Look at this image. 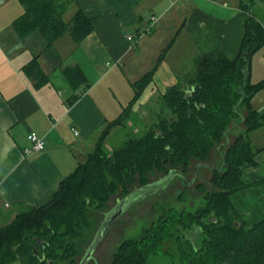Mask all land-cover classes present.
<instances>
[{
    "label": "trees",
    "instance_id": "trees-1",
    "mask_svg": "<svg viewBox=\"0 0 264 264\" xmlns=\"http://www.w3.org/2000/svg\"><path fill=\"white\" fill-rule=\"evenodd\" d=\"M75 1L18 0L23 12L14 20L13 28L21 37L38 30L48 43L69 32L80 42L94 27L82 9L70 22L64 19ZM240 10L245 31L238 56L231 59L218 46L199 54L192 72L160 99L157 120L141 135H131L112 151L106 150L111 129L130 118L133 104L153 80L156 67L146 73L134 84L135 94L128 106L106 124L93 151L61 182L51 199L20 212L0 228V264H62L72 260L78 254L79 240L85 238L92 207L105 208L119 187L124 199L130 194L127 186L136 178L141 187L149 185L155 169L167 176L178 167L185 174L192 159L207 165L205 161L216 144L225 149L221 154L223 166L211 168V183L218 192L206 195V206L193 213L164 212L141 239L122 240L112 253L111 264H149L150 257L163 253L164 244L174 235L178 259L172 264H264V218L240 225V214L231 200L233 193L245 188L243 166L257 165V155L264 149H254L249 137L264 128V109L256 110L252 105L254 96L264 88V79L252 83L250 77L251 59L264 49V26L253 13V0H240ZM24 71L38 82L44 79L35 59L24 66ZM66 73L74 84L89 86L79 67H67ZM76 99L74 96L71 102ZM241 107L246 115L240 112ZM237 119L243 121L245 130L231 142L229 133ZM221 220L226 224H220ZM194 229L199 231L198 245L187 235Z\"/></svg>",
    "mask_w": 264,
    "mask_h": 264
},
{
    "label": "crops",
    "instance_id": "crops-1",
    "mask_svg": "<svg viewBox=\"0 0 264 264\" xmlns=\"http://www.w3.org/2000/svg\"><path fill=\"white\" fill-rule=\"evenodd\" d=\"M8 2L0 0L6 7L0 12V228L20 212L51 199L61 182L93 151L106 124L128 106L135 94L134 84L146 73L156 67L153 80L133 104L130 118L111 129L106 150L115 148H107L111 137H120V146L157 120L159 111L153 109L159 110L167 90L192 72L199 54L218 46L229 58H236L245 31L240 0H76L64 19L70 22L82 9L92 19L93 31L80 42L67 32L48 43L38 30L25 37L16 33L13 23L23 7L19 3L8 8ZM152 17L157 21L151 33L141 38L132 35L146 30ZM128 35L134 36L132 41ZM173 52L178 57L172 55L171 60ZM181 53L192 63L188 72L179 68L184 63ZM34 59L43 73L40 82L24 71ZM258 62L264 71L260 64L264 63V51ZM67 67H79L89 86L74 84ZM263 75L253 82L257 76L251 70V82H260ZM74 96L77 99L71 102ZM255 98L252 105L258 110ZM143 109H152L153 116ZM244 130L243 121L236 122L230 141ZM30 132L44 139L43 150H30ZM259 134L264 139V128L249 134L254 149L264 148ZM262 156L264 149L257 155V165L243 166L242 180L250 188L232 195L249 224L264 218ZM247 192L255 196L252 203L244 200Z\"/></svg>",
    "mask_w": 264,
    "mask_h": 264
},
{
    "label": "rangeland",
    "instance_id": "rangeland-1",
    "mask_svg": "<svg viewBox=\"0 0 264 264\" xmlns=\"http://www.w3.org/2000/svg\"><path fill=\"white\" fill-rule=\"evenodd\" d=\"M19 5L20 4L17 0H9L7 4L8 8H16V6L18 7ZM2 6L5 7V5H0V12L4 9V7ZM253 13L264 26V1L253 0ZM144 32L145 29L139 31V36L137 37L141 38L142 36L148 35V33ZM132 35H137V33L134 32ZM263 51L264 49H262L260 53L254 54L251 59V70L253 71L254 77L257 76L256 78H253V82L259 80V78H262V74H264V71L261 70L258 62V59ZM183 54L181 53L180 57H183V60L181 61H184V63L182 65H179V68H182L183 72H188L191 70L192 63L187 57L183 56ZM172 55L173 58L178 57V55L174 54L173 52L170 55L171 60H173ZM260 64L264 65V63L262 62H260ZM255 96V107L258 108V110H261L259 108H263L264 106V88ZM240 109L241 113L246 112L244 107H241ZM150 110L152 109H143V111H148V115L153 116V113H150ZM153 111L159 110L153 109ZM234 122H240V119H237ZM258 137L259 142H264V139L261 138V134H259ZM121 140L120 137L116 140L111 137L110 143L107 140V148H111L112 146L116 148ZM223 141L225 142V140ZM219 147L220 145L216 144L211 152L212 158H209L208 161H205V164H208L209 166L200 165L202 164V162L192 159L190 164L188 165L187 171L184 174L185 176H180L183 175L180 174L182 167H178L177 170L174 171L175 176H173L172 179L165 180L163 183L156 185L157 187L151 186L149 188L141 189V183L139 179L136 178L134 181L135 183L129 184L127 186L128 193L133 192L134 194L126 199L124 206H122L121 208L120 214L111 223V220L108 219L109 215H112V213H114L112 212L113 208L118 206L125 196L120 187L115 193L111 195L105 208L98 209L92 207L89 211L90 224L89 227L85 230V238L82 239L83 241L79 240L81 243L78 254L75 255L72 260H67L62 264H79L80 259L85 252V249L89 246L94 236V233L99 230V228L105 221L108 223L109 220L110 225H108L109 227L103 239L96 247L93 253V259L89 260L87 264H111L113 257L112 253L116 250L122 240L141 239L145 235L144 231L147 228H150L152 225L157 224L158 219L164 214V212L167 213L169 209H173L174 211H189L193 213L198 209L205 207L207 203L206 195L209 193L213 194V192L215 191L218 192V189L211 183V179L213 176L211 168L213 166H215L216 168H221L223 166V159L221 154L225 149H219ZM261 159L264 160V156H262ZM167 169L172 170L171 167H168ZM166 177V172L155 169L150 174L149 184L157 183L165 179ZM262 182L264 181L262 180ZM243 184L245 185V188L233 194L244 193L248 188H250V186H248V184H246L244 180ZM252 196L255 197L252 193L250 194L249 192H247L244 196V200L248 199V203H252ZM234 207L238 210L235 204ZM238 212L240 214V225H243L244 223L251 225L246 221L243 214L239 210ZM216 216L219 217L220 215L218 216L217 214ZM223 220H221V222L219 223L226 224ZM198 232L199 231L197 229H194L190 233H187V235H189L188 237H191L192 242L195 245L199 244L197 238ZM175 238L176 237L174 235V238L169 239L164 244L163 253L151 256L149 264L174 263L175 260L178 259V250L176 247L177 245L175 242ZM164 251H167L168 253L166 254Z\"/></svg>",
    "mask_w": 264,
    "mask_h": 264
},
{
    "label": "water",
    "instance_id": "water-1",
    "mask_svg": "<svg viewBox=\"0 0 264 264\" xmlns=\"http://www.w3.org/2000/svg\"><path fill=\"white\" fill-rule=\"evenodd\" d=\"M173 176H175V172H174V171H171V172L169 173L168 177H166L165 179H163V180H161V181H159V182H157V183H153V184L146 185L145 187H142L141 189L149 188V187H151V186H152V187H157L156 185H159L160 183H163L165 180L172 179ZM180 176L183 177V175H180ZM141 189H140V190H141ZM140 190H138V191H140ZM136 192H137V191H136ZM136 192H135V193H136ZM132 194H134V193L131 192L127 197H125V198L121 201V203L116 207L117 210H115L114 213H112V215H111V214L109 215V218H108V219L111 220L110 223L113 222V221L117 218V216H118V215L120 214V212H121V208H122V206H124V204H125L126 199L129 198ZM116 212H117V213H116ZM115 213H116V214H115ZM114 214H115V215H114ZM109 220H108V223L105 221V222L102 224V226L100 227L99 232H98V235L96 236L95 241H93V242L90 244L89 248L87 249V252H86L85 257H84V259L82 260V262H81L80 264H87L88 261H89V259L92 257V254H93L94 250L96 249V247L98 246V244L100 243V241L103 239L104 234L106 233V231H107V229H108V227H109L108 225H110Z\"/></svg>",
    "mask_w": 264,
    "mask_h": 264
},
{
    "label": "built area",
    "instance_id": "built-area-1",
    "mask_svg": "<svg viewBox=\"0 0 264 264\" xmlns=\"http://www.w3.org/2000/svg\"><path fill=\"white\" fill-rule=\"evenodd\" d=\"M151 21H152V24L150 26L147 27V29L145 30L144 33H151L152 31V27L154 25V23L157 21V19L155 17H152L151 18ZM139 36V34L136 35V37ZM134 38V36L132 35H128L127 36V39L129 41H132ZM75 134L78 135L79 132L74 130ZM28 140L30 141L31 143V149L30 150H34V151H41L44 149L45 147V141L42 137H40L36 132H30L28 134ZM29 149L26 150V152H28Z\"/></svg>",
    "mask_w": 264,
    "mask_h": 264
},
{
    "label": "bare ground",
    "instance_id": "bare-ground-1",
    "mask_svg": "<svg viewBox=\"0 0 264 264\" xmlns=\"http://www.w3.org/2000/svg\"><path fill=\"white\" fill-rule=\"evenodd\" d=\"M187 94L189 95V92H188ZM198 166H199V165H198ZM205 166H209V165L207 164V165H205ZM180 174H183V173H180ZM183 176H185V175L183 174ZM167 177H168V175H167ZM195 178H196V177H195ZM194 180H195V179H194ZM116 207H117V206H116ZM116 207H114L113 210L111 209L112 212H114L115 210H117ZM110 212H111V211H110ZM99 229H100V228H99ZM98 232H99V230L96 231L95 236H94L93 240L91 241V243H92L93 241H95L96 236L98 235ZM104 235H105V234H104ZM100 242H101V241H100ZM40 243H42V242L40 241ZM91 243H90V244H91ZM89 246H90V245H89ZM88 248H89V247H88ZM88 248H87V249H88ZM87 249H86V252H87ZM94 251H95V250H94ZM86 252H85V254H84L83 257H82L81 262H82V260L84 259L85 255H86ZM93 253H94V252H93ZM91 259H93V254H92V257H91L89 260H91ZM81 262H80V263H81Z\"/></svg>",
    "mask_w": 264,
    "mask_h": 264
}]
</instances>
